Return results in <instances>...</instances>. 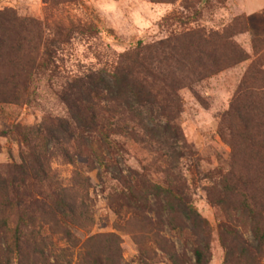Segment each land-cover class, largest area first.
Instances as JSON below:
<instances>
[{
    "label": "rangeland",
    "instance_id": "rangeland-1",
    "mask_svg": "<svg viewBox=\"0 0 264 264\" xmlns=\"http://www.w3.org/2000/svg\"><path fill=\"white\" fill-rule=\"evenodd\" d=\"M0 14L15 19L7 26L8 43L13 50L20 43L21 58L43 54L38 32L42 28L57 66L54 76L45 73L34 79L28 99L1 107L0 169L21 161L24 147L16 126L30 129L50 119H70L59 94L72 78L103 72L111 81L108 74L123 61L122 56L139 45L157 46L198 28L231 30V44L211 47L220 62L217 73L202 81L186 80L177 90L176 124L186 146L169 141L162 128L154 130L152 139L139 127L132 138L121 140L126 152L115 157L120 168L114 172L116 177L124 179L133 169L144 173L143 182L138 183L141 188L173 184L188 192L197 213L194 222L178 215L176 221L185 223L184 230L172 231L164 200L149 196L137 209L121 192L125 181L108 180L105 189L85 157L71 163L60 154L59 146L50 145L52 168L61 182L68 184L75 172L91 179L94 222L86 227L67 223V231L59 222L41 256L32 245L39 235L16 231L17 221L11 218L12 231L0 232L4 262L11 258L13 264H112L106 258H115L116 249L104 245L115 240L126 264H197L196 249L203 252L204 264H264V245L259 247L253 221L242 214L241 196L224 192L217 176L220 170L232 169V155L239 172L251 173V167L255 171L249 163L256 164L257 150L243 144L237 126L240 120L228 113L233 102L243 118L256 115L264 105V99L250 91L259 85L245 90L243 84L247 73L264 59V0H0ZM157 58L162 60L163 55ZM168 65L162 66L165 72H175ZM241 92L246 95L239 96ZM57 135L62 138L64 134ZM18 237L26 240L20 255L13 253ZM93 249L98 255L94 259L87 255Z\"/></svg>",
    "mask_w": 264,
    "mask_h": 264
},
{
    "label": "trees",
    "instance_id": "trees-1",
    "mask_svg": "<svg viewBox=\"0 0 264 264\" xmlns=\"http://www.w3.org/2000/svg\"><path fill=\"white\" fill-rule=\"evenodd\" d=\"M14 20L0 14V110L3 105L18 104L28 99L38 75L49 73L54 76L57 73L50 44L44 41L42 28L38 29L40 45L44 50L40 57L24 60L20 56V43L16 45L19 49L9 47L7 26ZM237 23L246 24L242 21ZM229 31L214 32L198 28L182 37L161 41L157 46L139 45L122 56L123 61L108 74L111 81L103 72H98L81 78L74 77L65 84L59 96L69 108L70 119H50L43 126L30 129L16 126L14 129L19 132L24 151L20 163H10L0 169V232L6 234L12 231L10 219L15 218L16 231L22 234L25 230L34 236L39 235L40 239L33 238L32 245L37 254L44 256L47 241L59 222L64 224V231L68 230L67 223L72 226L75 222L86 227L94 222L90 205L91 179L75 172L68 184L61 182L52 168L50 145L59 146L60 154L71 163L75 164L77 158L85 157L90 170L97 171L98 180L105 189L108 180L125 181V190L121 192L137 209L143 201H148L149 196L164 200L168 205L167 220L172 231L184 230L185 223L182 226L176 221L178 215L194 222L197 213L191 207L188 192L173 184H150L148 188H141L138 183L143 182L144 173L133 169L124 179L122 176L116 177L114 172L120 168L115 157L126 152L121 140L132 138L139 127L144 130V136H151L152 139L155 137L154 130L162 128L169 141L184 143L176 124L180 110L177 90L186 80L202 81L217 73L220 62L213 56L211 47L218 43L231 44ZM11 51H15L14 55ZM158 54L163 55L162 60L157 58ZM165 63L174 66L179 73L176 70L165 72L162 67ZM258 65L256 70L253 68L247 73L243 84L247 86L245 90L258 84L257 90L250 91L264 99V59ZM244 93L241 92L239 96L246 95ZM261 108L256 115L243 118L241 112H235L233 102L228 113L230 118L240 120L241 124L237 126L239 132L242 131L240 139L243 144L257 150L259 157L255 158L256 164L249 163L254 165L257 172L250 166L251 173L239 172L234 166L237 164L234 155L232 169L217 172L224 192L241 196L242 214L253 221V232L259 247L264 245V105ZM57 133L64 135L60 138ZM41 140L43 144L39 142ZM71 149L76 150L75 154ZM252 172L255 174L251 175ZM109 175L113 177L109 178ZM39 221L41 224H38ZM93 239L96 237L88 241ZM24 242L26 240L18 237L13 253L20 255ZM104 247L116 249L115 258H106L112 264H126L117 241L111 240ZM110 252L107 250V253ZM87 255L93 259L98 256L94 249ZM195 255L196 263L204 264V254L200 249L195 250ZM0 264L13 262L11 258L4 262L0 257Z\"/></svg>",
    "mask_w": 264,
    "mask_h": 264
}]
</instances>
